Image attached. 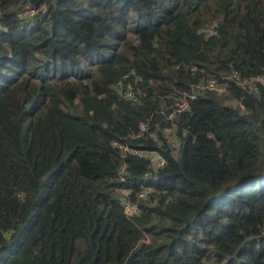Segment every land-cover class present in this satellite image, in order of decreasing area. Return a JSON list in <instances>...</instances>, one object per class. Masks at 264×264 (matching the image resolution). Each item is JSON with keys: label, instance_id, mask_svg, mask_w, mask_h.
<instances>
[{"label": "trees", "instance_id": "trees-1", "mask_svg": "<svg viewBox=\"0 0 264 264\" xmlns=\"http://www.w3.org/2000/svg\"><path fill=\"white\" fill-rule=\"evenodd\" d=\"M233 73L264 76V0H0V264H264V88Z\"/></svg>", "mask_w": 264, "mask_h": 264}, {"label": "built area", "instance_id": "built-area-1", "mask_svg": "<svg viewBox=\"0 0 264 264\" xmlns=\"http://www.w3.org/2000/svg\"><path fill=\"white\" fill-rule=\"evenodd\" d=\"M28 9L27 6L24 7V14L25 16H29V17H32L36 14H41L45 11L44 8H40V9H36L35 11H29V12H26ZM230 79H232L237 85H239L241 88L245 89L246 91H248V93H253V94H257V91H258V87H263L264 88V76H258V77H255V78H247V79H242L237 73H233L231 75V77H229ZM216 84L214 81H211V82H208L206 85L204 86H199L198 89L199 90H203L204 88L208 89V90H216V91H219V89H216ZM126 98H131L133 95L130 91H127L124 95ZM193 98V97H191ZM187 108V104L186 102L182 101L181 103L177 104L176 105V109L175 111L169 115V118L171 119L176 113H180L184 110H186ZM148 129L146 127L145 124H141L139 126V132L140 134L146 132ZM140 134L138 136H140ZM165 134H166V137H168V135H171V132L169 131V129H167L165 131ZM137 136V137H138ZM171 138V143H170V146L172 148H176L173 150V154L176 155L177 152H178V149H177V146H178V142L177 140L173 137V136H170ZM118 150L121 152L122 154V157H126L128 155H133V156H142V157H146L150 160V163H149V168H152V169H162L163 167H165V161L159 156L158 158L154 159L150 156L151 153H154V152H142V151H138V149H132V148H128V147H125V146H117ZM121 173V178H120V182L121 183H125V179H124V176H122L124 173L123 172H120ZM150 190L148 188H143V190L141 192H139L138 194V198L139 199H145L146 197V194L147 192H149ZM124 203V211L126 213L127 216H131L133 214L136 213L137 209L135 206H132L128 201H126V199H124L123 201Z\"/></svg>", "mask_w": 264, "mask_h": 264}, {"label": "rangeland", "instance_id": "rangeland-1", "mask_svg": "<svg viewBox=\"0 0 264 264\" xmlns=\"http://www.w3.org/2000/svg\"><path fill=\"white\" fill-rule=\"evenodd\" d=\"M169 136H171V135H168V137ZM150 156L152 157V158H154V159H156V158H158V156L155 154V153H151L150 154ZM118 193H120V195L123 197L124 195L123 194H125L123 191H119ZM123 198H125V196L123 197Z\"/></svg>", "mask_w": 264, "mask_h": 264}]
</instances>
